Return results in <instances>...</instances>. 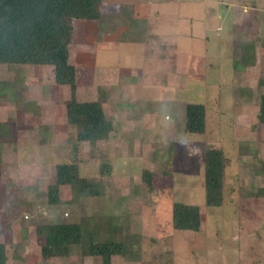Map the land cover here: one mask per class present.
I'll use <instances>...</instances> for the list:
<instances>
[{
    "label": "rangeland",
    "instance_id": "obj_1",
    "mask_svg": "<svg viewBox=\"0 0 264 264\" xmlns=\"http://www.w3.org/2000/svg\"><path fill=\"white\" fill-rule=\"evenodd\" d=\"M136 2L105 0L103 8L113 15L111 5L123 4L122 17L116 18L120 23L136 10ZM146 5L151 13L136 21L137 29L125 36L174 34L188 41L193 53H205L210 62L206 81L190 83L178 104L151 103L146 108L161 111L162 120L168 117L174 127L158 129L149 123L142 130L115 115L116 139L77 143L76 127L66 123L71 90L54 83V69L0 65V122L11 123L15 136L0 146V243L7 246V264H103L101 256L86 254L84 241L68 245L66 257L42 255L41 227L86 224L94 218H112L111 230L103 224L100 233L85 235L84 240L125 246L127 254L113 256L112 264H264V124L259 120L264 0H152L141 7ZM95 22L75 20L74 27ZM99 47L96 32L91 40L80 38L72 47L70 63L78 72L81 99L99 95L97 86L105 84L102 73L87 66L93 61L89 56L96 60ZM139 50L132 49L133 58ZM127 51L124 45L113 57L102 53L94 63L113 64ZM240 83L244 89L237 88ZM113 89L107 88L101 97L120 100ZM240 90L247 94L242 96ZM184 102L207 106L205 133L185 130ZM138 108H143V113L137 111L143 116L145 107ZM219 148L230 159L225 204L208 207L204 174L210 152ZM68 161L79 162L81 176L99 184L105 195L75 205L58 203L53 196L57 203L49 204L56 164ZM146 170L154 173L152 188L143 180ZM60 192L65 200L70 188L61 187ZM178 202L201 207L200 231L174 229L172 213ZM167 251L173 253L172 259L164 255Z\"/></svg>",
    "mask_w": 264,
    "mask_h": 264
},
{
    "label": "trees",
    "instance_id": "obj_2",
    "mask_svg": "<svg viewBox=\"0 0 264 264\" xmlns=\"http://www.w3.org/2000/svg\"><path fill=\"white\" fill-rule=\"evenodd\" d=\"M103 0H0V65L7 66H49L54 69V83L69 86L71 98L67 103V117L77 128V143L97 144L109 139L115 132V125L105 113L101 103L80 102L77 98V69L70 63V46L73 43L75 20H102ZM249 65L248 63H246ZM259 120L264 124V93L260 98ZM207 106L189 104L186 110V131L203 134L207 128ZM15 138L11 123L0 122V146ZM211 158L204 174L205 197L208 207H222L225 204L227 173L230 159L221 148L210 152ZM209 156V154H207ZM207 159V158H206ZM209 159V158H208ZM55 184L49 187L48 203L66 202L78 204L83 199L104 196V190L96 182L81 176L80 164L75 161L59 162L55 167ZM154 173L146 170L143 180L153 187ZM70 188V197L60 192L61 187ZM264 193V190H263ZM53 196H57V201ZM94 218L86 224L56 223L40 228L45 236L42 255L55 259L66 257L68 245H87L86 254L101 256L103 264H112L116 255L125 256V246L119 242L89 243L85 235L101 232V225L111 230L112 218ZM102 223V224H101ZM175 230L198 232L202 227V210L198 205L175 203L172 213ZM121 232V228L116 229ZM172 252L164 255L172 259ZM8 249L0 243V264H7Z\"/></svg>",
    "mask_w": 264,
    "mask_h": 264
},
{
    "label": "crops",
    "instance_id": "obj_3",
    "mask_svg": "<svg viewBox=\"0 0 264 264\" xmlns=\"http://www.w3.org/2000/svg\"><path fill=\"white\" fill-rule=\"evenodd\" d=\"M133 1L134 0H132V2ZM150 1L137 0L136 10L131 11L132 13L127 15V19L125 21L121 20L119 23L116 18L119 16L120 18L122 17L121 13L125 6H123V4H112L111 9L114 8L116 14H106L105 8H103L105 5V0H103V4L101 6L103 15L102 20H95L96 22L91 26L86 25L75 28L73 43L70 46L71 58L73 53L72 47L78 43L80 38L83 40H91L92 34L96 32V38L100 41V47L97 48L98 50L95 48L98 53L96 55V60L94 56H89L88 54L90 60L93 61L90 64H87V66L88 68L92 69L93 73H102L105 84L102 85L101 83L99 86H97L100 96L96 94L94 98L89 99H81L80 95H78L77 87L78 100L80 102L96 101L101 103L104 107L107 117L113 121L114 125L115 120L113 117L115 115H122L121 118L124 120L125 124H136V128H141L142 130L147 127L149 123L154 124V126L158 129L164 126L174 127L168 124V117L165 119L166 122L162 120L161 111L156 109H153V111H148L146 108L151 103L159 104L160 106L178 104L179 100L183 99V93L188 91L190 83H203L206 81L207 77L205 71L210 64V62L207 61V55H205V53H193L191 46L187 48L188 41H184L185 39H179V37H176L174 34H156L148 32L149 34H147V36L144 38L141 37L142 39H135L133 37L130 38L129 36H125L126 33H132V31L137 29L138 26H136V21H140V18L145 19L151 13L147 5L145 6L147 7L145 9L141 7V5H145L146 3L149 6ZM139 7L141 9H139ZM87 35L89 37H87ZM124 45H126L128 49L126 52L128 55L124 54L125 57L123 56L121 58L117 56V58L112 61L113 64L107 63L108 65L104 64L103 67L102 65H98L99 67H96L94 61L98 60L97 58H99L98 56L100 54L105 53L106 55L108 54L109 57H113V54L117 53L119 48L122 46L124 47ZM136 46H138V48L141 50H139V53L137 56H135L136 58H133L134 56L132 49H134ZM87 51V47L83 46L82 52L85 54H83V57L85 58L87 57ZM137 58L140 59L138 60ZM238 85L240 86L237 88L244 87L241 85V83ZM59 87L62 88L63 86ZM109 87L110 89L114 88L113 90H115V94H118L117 97H120V100L111 102L101 97ZM240 91H242V96L247 94L244 90ZM188 105L189 104L184 102L186 110ZM138 106L145 107L143 116H138L137 111L143 113L141 111L143 108L139 109ZM186 110L185 115L183 116L185 130ZM129 114L133 116V119L129 118ZM66 123L71 125L68 121V117ZM67 124H64L63 122L61 126L64 127ZM71 126L76 127L74 125ZM117 137V134L114 132L107 140L116 139ZM67 138L68 137H65V139ZM74 138L77 140V128L74 133ZM107 140L99 142H104ZM64 143L65 142H62L61 144ZM165 253L166 252H164V254ZM170 264H173V262L171 261Z\"/></svg>",
    "mask_w": 264,
    "mask_h": 264
}]
</instances>
